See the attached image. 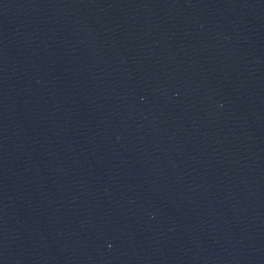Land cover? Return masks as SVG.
<instances>
[{"label":"water","instance_id":"water-1","mask_svg":"<svg viewBox=\"0 0 264 264\" xmlns=\"http://www.w3.org/2000/svg\"><path fill=\"white\" fill-rule=\"evenodd\" d=\"M0 264H204L74 0H0Z\"/></svg>","mask_w":264,"mask_h":264}]
</instances>
